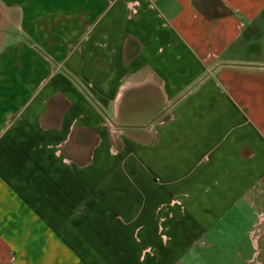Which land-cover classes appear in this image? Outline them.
I'll return each instance as SVG.
<instances>
[{
    "label": "crops",
    "instance_id": "1",
    "mask_svg": "<svg viewBox=\"0 0 264 264\" xmlns=\"http://www.w3.org/2000/svg\"><path fill=\"white\" fill-rule=\"evenodd\" d=\"M0 264H264V0H0Z\"/></svg>",
    "mask_w": 264,
    "mask_h": 264
},
{
    "label": "rangeland",
    "instance_id": "2",
    "mask_svg": "<svg viewBox=\"0 0 264 264\" xmlns=\"http://www.w3.org/2000/svg\"><path fill=\"white\" fill-rule=\"evenodd\" d=\"M121 130H122V133H124L125 131L122 129V127L118 126ZM121 136H123V134H121ZM120 136V138H121ZM136 155V154H135Z\"/></svg>",
    "mask_w": 264,
    "mask_h": 264
}]
</instances>
